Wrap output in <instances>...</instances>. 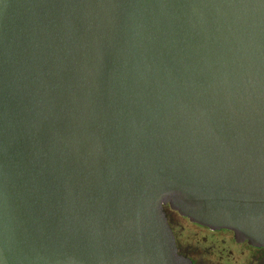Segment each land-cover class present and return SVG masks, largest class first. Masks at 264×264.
I'll return each mask as SVG.
<instances>
[{
  "label": "water",
  "instance_id": "obj_1",
  "mask_svg": "<svg viewBox=\"0 0 264 264\" xmlns=\"http://www.w3.org/2000/svg\"><path fill=\"white\" fill-rule=\"evenodd\" d=\"M166 205L264 246V0H0V264H191Z\"/></svg>",
  "mask_w": 264,
  "mask_h": 264
},
{
  "label": "flooded vegetation",
  "instance_id": "obj_2",
  "mask_svg": "<svg viewBox=\"0 0 264 264\" xmlns=\"http://www.w3.org/2000/svg\"><path fill=\"white\" fill-rule=\"evenodd\" d=\"M177 251L191 264H264V246L237 237L230 229H213L164 207Z\"/></svg>",
  "mask_w": 264,
  "mask_h": 264
}]
</instances>
